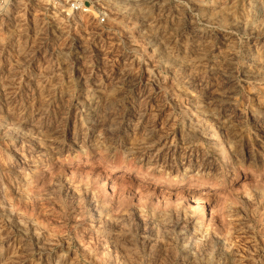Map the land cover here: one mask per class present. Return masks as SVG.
I'll return each instance as SVG.
<instances>
[{"label":"rangeland","instance_id":"obj_1","mask_svg":"<svg viewBox=\"0 0 264 264\" xmlns=\"http://www.w3.org/2000/svg\"><path fill=\"white\" fill-rule=\"evenodd\" d=\"M82 1L2 0L0 264H264V0Z\"/></svg>","mask_w":264,"mask_h":264},{"label":"bare ground","instance_id":"obj_2","mask_svg":"<svg viewBox=\"0 0 264 264\" xmlns=\"http://www.w3.org/2000/svg\"><path fill=\"white\" fill-rule=\"evenodd\" d=\"M54 3L56 2V0H53ZM150 1H153V0H138V2L141 4V5H147L148 3H150ZM52 2V1H50ZM185 115L187 116L188 114H186V112L184 111ZM184 115V116H185ZM190 122V121H189ZM188 123V122H187ZM186 123V124H187ZM190 125V124H189ZM190 128V127H189ZM200 132V131H198ZM204 132V130H203ZM191 137L192 138H199L202 137L200 135H203V133L201 132L200 134H195V132L191 131ZM208 135V138L206 137ZM206 136L203 135V137L205 136V138H207V141H209L210 145L213 146L214 148H211V151L217 149L220 153H219V156H223V152L225 150V147L224 146L225 144L223 143L222 141V138H219L218 136H216L214 133L210 134L208 132ZM176 138V137H175ZM204 138V139H205ZM178 140H179V143L181 145V148L184 147L185 149H188V148H192V144L193 142L190 140V134H186L183 130L180 132L179 136H178ZM220 140V141H219ZM173 139L171 140V144L173 143ZM205 142V140H204ZM222 142V143H221ZM175 143V142H174ZM202 143V142H201ZM200 144V143H199ZM201 146V145H200ZM183 149V148H182ZM215 150V151H217ZM210 151V152H211ZM194 164V163H193ZM193 164L189 162V164L187 165V167L183 168V173H182V178L179 179V180H175V181H170L168 184H171L172 186H179L181 184H183V178H185V176L187 175V172L190 171V169L193 167ZM202 168L203 171L205 172V165L204 164H199L198 166V170ZM208 172V171H206ZM207 175H209V172L206 173ZM181 176V175H180ZM103 185L102 188H105L107 189V187L109 186V181L108 179H104L103 180ZM195 187L198 186V185H194ZM189 223V225L191 226V230H192V234L194 235L195 239H193V243L194 244H198L199 246L202 244V239H204V237L206 238V234H207V229L204 230V231H201L199 228L200 226V223L199 221L197 220V218H191L189 221H187ZM186 226V225H185ZM189 227V226H188ZM201 227V226H200ZM216 233V232H214ZM212 236V235H211ZM210 235L208 236V241L211 240L213 238V236L211 237ZM207 239V238H206ZM207 241V240H206ZM204 243V242H203ZM192 243H190L189 245H186L185 247V250L186 252H192ZM210 244V243H209ZM227 248H229V246H227ZM198 250V249H197ZM228 256V255H227ZM228 259V258H227ZM227 263H228V260H227ZM232 263V261H231ZM230 263V264H231Z\"/></svg>","mask_w":264,"mask_h":264},{"label":"built area","instance_id":"obj_3","mask_svg":"<svg viewBox=\"0 0 264 264\" xmlns=\"http://www.w3.org/2000/svg\"><path fill=\"white\" fill-rule=\"evenodd\" d=\"M56 1L64 2L68 6L69 11H71L72 13L87 14L89 12L86 4L82 0H56ZM2 11H3V3L2 0H0V14L2 13ZM100 21L102 23L104 22L103 19H101Z\"/></svg>","mask_w":264,"mask_h":264}]
</instances>
